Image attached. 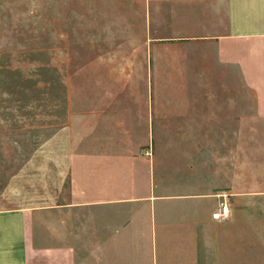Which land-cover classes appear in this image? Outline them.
Segmentation results:
<instances>
[{
    "label": "crops",
    "instance_id": "obj_1",
    "mask_svg": "<svg viewBox=\"0 0 264 264\" xmlns=\"http://www.w3.org/2000/svg\"><path fill=\"white\" fill-rule=\"evenodd\" d=\"M138 5L16 170L12 193L30 164H52L50 202L0 199V264H264V0ZM167 85L207 104H166Z\"/></svg>",
    "mask_w": 264,
    "mask_h": 264
},
{
    "label": "rangeland",
    "instance_id": "obj_2",
    "mask_svg": "<svg viewBox=\"0 0 264 264\" xmlns=\"http://www.w3.org/2000/svg\"><path fill=\"white\" fill-rule=\"evenodd\" d=\"M138 3L140 0H0V199L6 200L2 205L15 204V198L22 199L19 204L27 199L45 204L50 202L48 191L59 189L52 183L57 179L54 167L45 158L38 164L36 160L33 168L31 164L27 167L18 193L10 192L9 186L16 170L26 167L32 153L67 122L70 77L78 83L80 67L95 57L96 50L109 53L126 38L127 20L133 16L123 11ZM167 87L160 91L166 104L197 100L207 104L206 91L197 96L196 91ZM158 103L160 97L155 94L154 104ZM69 183L66 178V191Z\"/></svg>",
    "mask_w": 264,
    "mask_h": 264
},
{
    "label": "built area",
    "instance_id": "obj_3",
    "mask_svg": "<svg viewBox=\"0 0 264 264\" xmlns=\"http://www.w3.org/2000/svg\"><path fill=\"white\" fill-rule=\"evenodd\" d=\"M221 200L219 207L213 213V218L219 221H224L230 216V203L229 198L230 194L227 191H224L220 194Z\"/></svg>",
    "mask_w": 264,
    "mask_h": 264
}]
</instances>
